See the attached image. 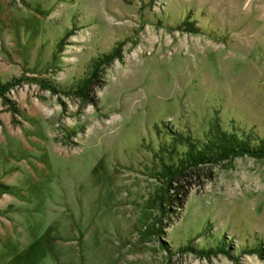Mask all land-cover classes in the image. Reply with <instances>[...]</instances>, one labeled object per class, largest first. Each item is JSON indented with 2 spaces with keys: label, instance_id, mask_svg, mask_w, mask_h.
Listing matches in <instances>:
<instances>
[{
  "label": "rangeland",
  "instance_id": "1",
  "mask_svg": "<svg viewBox=\"0 0 264 264\" xmlns=\"http://www.w3.org/2000/svg\"><path fill=\"white\" fill-rule=\"evenodd\" d=\"M0 264H264V0H0Z\"/></svg>",
  "mask_w": 264,
  "mask_h": 264
},
{
  "label": "trees",
  "instance_id": "2",
  "mask_svg": "<svg viewBox=\"0 0 264 264\" xmlns=\"http://www.w3.org/2000/svg\"><path fill=\"white\" fill-rule=\"evenodd\" d=\"M211 142H212L211 146L205 147L206 151L211 152V157L214 154L217 157L225 158V157L229 156V153H233L234 149L246 150L249 148L248 145L244 141L237 140V138H235L234 135L229 134L228 136H225V134H223L222 132L220 135H217V133H216V136L214 135V139H212ZM213 148L216 151H212ZM193 151H194L193 149H192V151L190 149L188 151V157H190V160L192 162H194V163L198 162V161L204 162L206 159H208V157H206L205 151L199 152L196 155H193ZM187 161L188 160H186L185 162H187ZM170 175H172V173H170L167 176L169 177Z\"/></svg>",
  "mask_w": 264,
  "mask_h": 264
}]
</instances>
